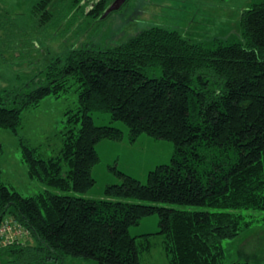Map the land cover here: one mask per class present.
I'll list each match as a JSON object with an SVG mask.
<instances>
[{"label": "trees", "instance_id": "trees-1", "mask_svg": "<svg viewBox=\"0 0 264 264\" xmlns=\"http://www.w3.org/2000/svg\"><path fill=\"white\" fill-rule=\"evenodd\" d=\"M55 1H37L35 20L49 24ZM112 2L73 0L94 19ZM240 26L244 43L217 41L214 46L193 42L177 30L147 27L114 47H78L54 57L39 85L33 86L34 77L25 91L5 88L0 129L16 135L24 110L47 96L58 98L76 85L79 106L65 112L57 155L43 157L20 138L30 177L59 192L24 196L2 181L0 171V225L13 219L21 230L9 244L0 238V254L16 256L21 264L46 263L55 255L141 264L140 253L151 251L152 238L159 235L170 264H220L222 240L251 225L237 210H264V0L242 11ZM32 43L38 48V39ZM96 111L123 121L130 142L142 134L172 141L171 162L150 170L147 182L113 167L122 181L107 184L105 198L64 193L88 192L96 184L93 168L101 161L97 144L124 137L119 127L97 125L91 115ZM128 197L216 210L119 199ZM154 214L157 232L131 234L132 225Z\"/></svg>", "mask_w": 264, "mask_h": 264}, {"label": "rangeland", "instance_id": "rangeland-1", "mask_svg": "<svg viewBox=\"0 0 264 264\" xmlns=\"http://www.w3.org/2000/svg\"><path fill=\"white\" fill-rule=\"evenodd\" d=\"M37 1L39 0H0L1 94L5 88L20 91L29 89L27 84L34 77L38 79L33 86L43 83L41 80L47 63L73 48L114 47L140 30L155 25L177 30L187 39L209 46H214L217 41L226 44L244 43L240 26L241 13L261 0H126L123 7L99 19L86 15L83 6L77 8L73 0H56L52 5L55 16L47 25H42L34 18L32 6ZM33 39H38V48H31ZM78 94L74 85L60 97L47 96L39 106L24 110L18 135L8 129H0L1 178L11 190L24 196H32L47 189L59 192L58 189L30 177L28 165L22 157L20 138L43 157L57 155L63 144L65 112L77 109ZM91 115L97 125L119 127L124 131V137L119 141L104 139L97 144L101 161L93 168L96 184L88 192L64 193L105 198L106 185L122 181L113 167L147 182L150 170L159 164L171 162L175 151L172 141L142 134L136 142H130L129 130L123 121L112 120L109 112L96 111ZM79 126L80 124L77 125ZM119 199L183 210H216L206 205L155 202L135 197ZM237 211L244 215L246 221H251V225L238 236L222 240L225 257L220 264L235 261L264 264V210ZM158 230L157 214L140 219L139 224L130 228L133 236L155 233ZM162 240L159 235L153 236L151 251L140 253L141 264H170ZM54 257L56 259H46V263L40 264H99L95 259L80 256ZM0 264L21 263L16 256L0 254Z\"/></svg>", "mask_w": 264, "mask_h": 264}, {"label": "built area", "instance_id": "built-area-1", "mask_svg": "<svg viewBox=\"0 0 264 264\" xmlns=\"http://www.w3.org/2000/svg\"><path fill=\"white\" fill-rule=\"evenodd\" d=\"M20 232L21 230L18 222L13 219H7L0 226V238L5 244H9L15 240Z\"/></svg>", "mask_w": 264, "mask_h": 264}, {"label": "water", "instance_id": "water-1", "mask_svg": "<svg viewBox=\"0 0 264 264\" xmlns=\"http://www.w3.org/2000/svg\"><path fill=\"white\" fill-rule=\"evenodd\" d=\"M125 2L126 0H114L110 4V6L105 10L103 17H106L112 11L120 9Z\"/></svg>", "mask_w": 264, "mask_h": 264}, {"label": "flooded vegetation", "instance_id": "flooded-vegetation-1", "mask_svg": "<svg viewBox=\"0 0 264 264\" xmlns=\"http://www.w3.org/2000/svg\"><path fill=\"white\" fill-rule=\"evenodd\" d=\"M114 1V0H113Z\"/></svg>", "mask_w": 264, "mask_h": 264}]
</instances>
